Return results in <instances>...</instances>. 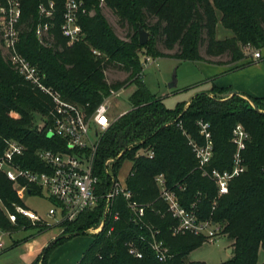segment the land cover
Instances as JSON below:
<instances>
[{"label": "trees", "instance_id": "trees-1", "mask_svg": "<svg viewBox=\"0 0 264 264\" xmlns=\"http://www.w3.org/2000/svg\"><path fill=\"white\" fill-rule=\"evenodd\" d=\"M46 1L20 0L17 47L45 75L47 86L68 101L88 103V111H93L112 89L120 90L126 84L109 83L107 68L118 66L130 71L127 86L136 84L129 96L131 109L116 119L100 138L95 173L100 177L101 191H105L109 184L106 160L119 156L117 163L130 157L132 169L127 184L133 200L145 207V214L136 216L128 200L118 195L111 203L104 228L89 234L92 242L76 264H207L188 258L205 243L203 236L173 233L177 220L167 212V205L160 198L155 181L160 173L165 174L169 186H185L179 192L185 206L190 207L198 200L200 217L212 218L223 227L222 233L234 240L232 258L222 264H258L259 253L264 249V97L232 94L230 88L213 84L210 92L197 94L188 107L183 102L176 109L168 108L143 79L141 50L147 47L156 56H172L180 61L221 64L229 67L228 71L242 68L252 63L247 49L264 50V0H105L104 5L112 9L120 22H127L134 29L129 41L116 33L103 12L101 0H82L93 14L78 15L83 37L74 43L61 34L63 0H55L53 39L44 45L36 37L35 27L41 20L38 4ZM4 2L0 0V6ZM150 17L156 21L150 23ZM219 25L232 35L218 38ZM140 27L150 32L146 45L139 42ZM158 40L169 50L179 46V51L162 53L156 47ZM202 45L206 46L208 56L226 54L229 61L205 57L201 53ZM93 49L100 54H95ZM217 91L229 95L221 97L216 95ZM52 105L51 98L26 81L0 50V155L7 141H17L25 149L14 161L24 168H36L40 164L35 155L37 148L63 149V139L47 135ZM35 114L46 118L42 128L36 124ZM200 120L211 124L214 141L211 166L221 170L233 165L237 149L231 140L233 128L240 123L250 134L242 152L247 169L232 180L229 193L219 198L215 182L203 176L184 133L187 131L199 139ZM147 149L155 151L153 158L137 156ZM14 204L22 205V200L13 183L0 171V229L36 227L38 232L44 231L45 223H32L22 215L11 222L7 211L14 212ZM105 204L103 199L74 220L61 222L64 228L61 236L45 247L33 264H48V253L55 245L75 234H88L87 228L102 221ZM153 235L168 248L165 262L159 260L152 247ZM132 248L140 251L142 257L133 254Z\"/></svg>", "mask_w": 264, "mask_h": 264}, {"label": "built area", "instance_id": "built-area-1", "mask_svg": "<svg viewBox=\"0 0 264 264\" xmlns=\"http://www.w3.org/2000/svg\"><path fill=\"white\" fill-rule=\"evenodd\" d=\"M104 4L105 0H101V5ZM55 11V0H47L38 4L41 20L35 27V34L40 43L44 45H49L53 39L51 28ZM81 13L93 14V11H88L82 0H63L60 31L69 43L79 41L83 37L82 27L78 22V15ZM0 15L6 16L5 19L0 20L1 47L5 50L13 68L30 84L51 98L53 105L47 135L64 140L63 149L37 148L35 155L40 164L36 168H24L16 163L14 157L22 155L25 147L17 141H7L6 148L0 155V171L5 173L8 180L13 183L18 198L22 200L32 193H45L52 202L45 216L21 204H14V212L7 211L9 220L14 223L17 215H22L32 223H47L49 220L57 223L71 221L83 211L95 208L101 200L105 199L104 216L97 231L100 232L110 215L113 199L120 194L128 200L136 216L142 217L145 214V207L133 200V193L128 184H123L116 174L109 171V164H115L119 156L105 162L109 175V184L105 191H101V180L95 173V159L100 138L114 122L108 117L110 102L114 96L119 95L120 90L112 89L110 95L105 97L93 111H88V103L80 105L64 99L56 90L44 83L43 74L39 69L18 51L20 0H5L4 6L0 7ZM93 52L100 54L96 49H93ZM263 57V49L254 50L253 58L262 59ZM152 61L153 58L150 55L143 57L142 74L145 67ZM45 120L46 118L40 121L39 128L44 126ZM198 126L199 139L191 136L187 131L184 133L189 139L203 176L215 182L219 198L229 193L232 180L247 169L242 152L246 148L250 134L240 123L233 128L231 140L237 147L233 156V165L229 169L221 170L211 166L214 141L210 122L200 120ZM140 155L153 158L155 151L153 149L142 150L137 154V156ZM155 181L160 188V198L167 205V212L177 220V224L173 227L175 235L191 233L203 236L205 242H215L221 236L223 231L221 225L212 218L200 217L198 200L190 207L182 203L179 192L185 190L184 185L169 186L164 173L158 174ZM216 205L217 199L213 208ZM115 219H118V215ZM0 246H2L1 242ZM152 247L159 260L165 262L168 248L162 241L157 240L155 235H153ZM131 252L142 257V253L135 248H132Z\"/></svg>", "mask_w": 264, "mask_h": 264}, {"label": "rangeland", "instance_id": "rangeland-1", "mask_svg": "<svg viewBox=\"0 0 264 264\" xmlns=\"http://www.w3.org/2000/svg\"><path fill=\"white\" fill-rule=\"evenodd\" d=\"M4 6V3L1 5ZM0 6V7H1ZM103 12L108 18L109 22L115 29L116 33L120 38L129 41L134 29L129 23L122 24L119 20V17L115 15L110 7L103 5ZM6 16L0 15V20L5 19ZM155 18H149L150 23H154ZM19 29V27H18ZM19 35V34H18ZM232 32L223 26L219 25L217 28V37L223 39L225 37L231 36ZM19 42V36H18ZM18 45V44H17ZM157 49L165 54H174L179 51V46H176L175 49L169 50L166 49L161 40H158L156 44ZM18 48V47H17ZM0 50L4 57H6L5 50L1 47V30H0ZM255 48L247 49V53L253 57ZM19 51V50H18ZM201 53L209 58L214 60H225L229 61L230 57L228 55L210 57L206 54V46L202 45ZM141 55H150L153 58V61L145 67L143 73V79L148 85L149 89L158 97H162L165 105L168 108L176 109L177 106L183 102H187L184 107H188L189 101L199 93L210 92L213 86L212 79H214L216 84H221L224 82L223 75L217 73V68L214 65L208 64L205 61L202 63L196 61H180L176 57L172 56H156L152 52H149L147 47H144L141 50ZM264 56V50H263ZM264 61V60H263ZM36 66V65H35ZM253 65L248 64L241 69L251 67ZM37 67V66H36ZM38 68V67H37ZM39 69V68H38ZM40 71V69H39ZM40 73H42L40 71ZM130 71L124 70L118 66H112L106 69L105 74L109 83L116 82H125L126 84L118 96H114L111 99L110 111L108 117L111 121L118 119L123 113H126L131 109L132 105L129 100V96L136 89V84H131L130 82ZM43 74V73H42ZM45 75L43 74V77ZM174 77L177 79V86L175 88H170V84L173 81ZM45 78V77H44ZM26 80V79H25ZM27 81V80H26ZM218 85V86H219ZM224 87V86H223ZM216 95L225 97L229 95V92H216ZM37 116L36 124L40 123L43 118L39 114ZM132 169V159L128 156L122 158L116 164H109V171L113 174H116L118 179L123 184L127 183L128 177ZM50 200L45 195V193H32L26 195L22 199V205L28 209L38 212L39 214H45L47 209L50 206ZM45 229L43 232H51V240L56 239L61 236L63 232V226L61 222H54L49 220L45 223ZM99 224L90 226L85 231L88 234H80L72 236L69 239H66L60 244L55 245L48 253L47 260L50 264H61L72 252L77 248L84 245L85 242L88 243L90 237L89 234L98 233ZM36 227H27V228H8L0 229L1 241L4 244L5 249L10 247V245L16 244L19 238L25 236L28 237L32 233H40ZM18 239V240H17ZM234 240L231 239L227 234H221V236L215 242H205L202 246L193 250L188 258L189 260H199L204 261L207 264H222L232 258L233 249H234ZM232 249V252L230 250ZM4 252V251H3ZM17 251H12L8 255V259L0 260L1 264L12 263L14 256L17 254ZM264 261V249L259 253L258 264H262Z\"/></svg>", "mask_w": 264, "mask_h": 264}, {"label": "crops", "instance_id": "crops-1", "mask_svg": "<svg viewBox=\"0 0 264 264\" xmlns=\"http://www.w3.org/2000/svg\"><path fill=\"white\" fill-rule=\"evenodd\" d=\"M250 60H252L251 65L253 66L244 69L239 68L232 71H228L229 67L227 66L208 63L214 65L217 68V73L223 75L224 79V82L220 85L216 84L214 79H212L213 84L216 86L219 85L218 87L222 88H230L231 93L233 90H235L250 96L264 97V57L262 59H256L252 57ZM197 62L202 63L203 61ZM245 62L246 61H243L241 63ZM40 215L45 216V214ZM37 234L38 233H32L29 234L28 237L25 236L23 238H19L20 240L17 239L18 242L16 244L14 243L13 245H10V247L7 249H5L4 244L2 243L0 235V242L2 243V246H0V260L8 259L9 253L12 251H17L12 263L8 264H33L47 244L51 242L50 240L52 237L51 232H43L39 235ZM90 242H92V238L89 239L88 243L85 242L84 245L80 246L74 252L68 255V257L61 264H76ZM230 252H232V249ZM47 263L50 264L49 261H47Z\"/></svg>", "mask_w": 264, "mask_h": 264}, {"label": "water", "instance_id": "water-1", "mask_svg": "<svg viewBox=\"0 0 264 264\" xmlns=\"http://www.w3.org/2000/svg\"><path fill=\"white\" fill-rule=\"evenodd\" d=\"M149 38H150V32L147 31L144 27H140V30H139V42H140V44L146 45L149 42ZM176 86H177V79H176V77H174L173 81L170 84V88H175ZM232 94H240V92L233 90ZM256 109L258 111H261L260 108H258V107H256ZM28 192H30V190H28ZM75 235H78V234H75ZM54 241H56V239H53L49 244H47L46 247H48Z\"/></svg>", "mask_w": 264, "mask_h": 264}]
</instances>
